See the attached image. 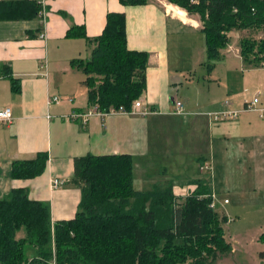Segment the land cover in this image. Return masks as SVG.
Returning <instances> with one entry per match:
<instances>
[{
  "label": "crops",
  "instance_id": "crops-1",
  "mask_svg": "<svg viewBox=\"0 0 264 264\" xmlns=\"http://www.w3.org/2000/svg\"><path fill=\"white\" fill-rule=\"evenodd\" d=\"M30 1L38 7L36 17L0 20V112H12L11 123H0V200L23 188L29 200L49 205L52 223L73 220L82 193L70 183L74 159L130 155L137 191L149 187L136 184L172 181L176 197H184L197 188L191 183L203 180L213 198L215 188L226 185L235 196L258 195L252 203L264 209V118L242 111L254 97L264 108V63L254 68L227 46L214 70L206 72L202 23L164 0L136 7L120 0ZM109 13L124 14L127 49L147 55L139 100L148 114L72 118L91 107L86 76L71 62L88 59L92 46L66 34L83 26L93 40L106 28ZM11 81L19 86L17 92ZM174 102L184 105L185 114L174 115ZM224 110L239 114L222 121L206 116ZM37 154L48 156L45 171L32 180L13 179V164L32 161ZM194 159L197 178L183 176ZM52 181H58V188ZM241 201L239 196L237 204Z\"/></svg>",
  "mask_w": 264,
  "mask_h": 264
},
{
  "label": "trees",
  "instance_id": "trees-1",
  "mask_svg": "<svg viewBox=\"0 0 264 264\" xmlns=\"http://www.w3.org/2000/svg\"><path fill=\"white\" fill-rule=\"evenodd\" d=\"M167 1L202 23L208 73L222 57L233 30H264V0ZM119 2L129 7L148 4V0ZM37 13L34 1H0V20H27ZM106 25L93 40L86 37L83 26L68 29V39H87L92 46L88 59H75L71 65L86 76L83 85L90 106L103 112L130 110L145 90L147 55L127 49L124 14L109 13ZM240 43L242 60L261 67L264 39L257 45L250 39ZM11 82L17 92L19 86ZM47 159V154H37L32 161L13 164L12 178L40 176ZM133 164L130 155L75 158L70 183L82 193L79 210L70 221L52 223L49 205L29 200L23 188L11 190L0 200V264H213L219 254L232 253L221 225L226 221L210 208L214 198L206 182L191 183L197 188L184 197H176L172 181L137 191ZM22 229L25 235L18 239ZM260 240L264 245V233ZM26 245L33 249L30 258ZM259 258L264 261V252Z\"/></svg>",
  "mask_w": 264,
  "mask_h": 264
},
{
  "label": "rangeland",
  "instance_id": "rangeland-1",
  "mask_svg": "<svg viewBox=\"0 0 264 264\" xmlns=\"http://www.w3.org/2000/svg\"><path fill=\"white\" fill-rule=\"evenodd\" d=\"M149 1L158 2L156 0H148V2ZM164 1L169 3L167 0ZM195 18L197 19V17ZM231 37L232 42L227 46H230L231 48L235 47L237 52H239L242 50L241 41L250 39L253 42L255 41V44L257 45L260 39H264V30L254 32L249 29L246 31L233 30L231 32ZM195 162L194 159L192 162V168L190 165H186L189 174H183V176H190L192 179L197 178L200 171H198ZM203 174L204 176L209 175L210 177V173L208 172ZM238 180L239 179L232 178L231 181L238 182ZM154 186H150L148 182L142 186L136 184V187L140 189H147V187H149V190H151ZM187 188L188 187L185 186L182 190ZM239 196H241L242 201L237 204ZM239 196L232 195L228 191V186L226 185H218L214 190L213 209L215 212H218L221 217L227 219L226 223L221 225L223 227L224 239L230 243L231 252L232 248L233 252L227 256L219 254L216 256L213 264H264V261L259 258L260 253L264 252V245L260 240L261 235L264 233V209L259 207L257 203H252L253 197L258 195L253 196L248 192ZM225 199H229L230 204L224 205L223 202ZM260 205L263 206L262 203ZM221 217L219 220H222ZM24 235V229H22L17 238L19 239ZM25 247L27 256L30 258L33 249L28 245Z\"/></svg>",
  "mask_w": 264,
  "mask_h": 264
},
{
  "label": "built area",
  "instance_id": "built-area-1",
  "mask_svg": "<svg viewBox=\"0 0 264 264\" xmlns=\"http://www.w3.org/2000/svg\"><path fill=\"white\" fill-rule=\"evenodd\" d=\"M239 53V52H238ZM54 102H56V99H54ZM259 102L257 98H253L251 102L247 103L246 106H244L243 108V112H249V111H255V113L259 114L260 117L263 119L264 118V108L263 109H259L258 105ZM229 105V102H227ZM175 104V108H174V115L175 116H181L182 114H185L183 111V107L184 105L179 103V102H174ZM90 110L86 111L85 114L83 115H79L78 114H73L72 118H83L84 121H86L88 118H90L91 116H101V117H109L113 114H119V115H135V116H140V115H147L148 111H146V108H144V105L142 104L141 100H137L136 102L133 103L132 105V109L130 110H126L124 107L121 108H112L111 110H109L108 112H103L100 111L99 107L97 106H90ZM12 112L7 108L4 109L3 111L0 112V123L4 124V123H11L12 122V116H11ZM239 111H228V110H224L222 112L219 113H208L206 116H209L211 118H214L215 121H222V120H226V119H236V117L238 116ZM208 169V167H201V171H204ZM59 183L58 181H52V187L53 188H58ZM193 192V191H192ZM228 202V200H226L224 202V204H226ZM210 208H213V203L210 206Z\"/></svg>",
  "mask_w": 264,
  "mask_h": 264
}]
</instances>
